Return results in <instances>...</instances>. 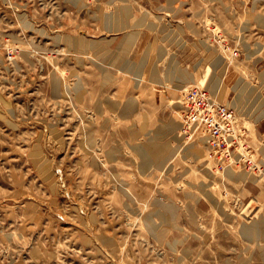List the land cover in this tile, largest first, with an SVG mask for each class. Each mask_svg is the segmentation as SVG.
<instances>
[{
  "label": "rangeland",
  "instance_id": "obj_1",
  "mask_svg": "<svg viewBox=\"0 0 264 264\" xmlns=\"http://www.w3.org/2000/svg\"><path fill=\"white\" fill-rule=\"evenodd\" d=\"M197 87L237 160L184 133ZM263 234L264 0H0V264H264Z\"/></svg>",
  "mask_w": 264,
  "mask_h": 264
},
{
  "label": "built area",
  "instance_id": "obj_2",
  "mask_svg": "<svg viewBox=\"0 0 264 264\" xmlns=\"http://www.w3.org/2000/svg\"><path fill=\"white\" fill-rule=\"evenodd\" d=\"M182 124L184 133L205 141L220 161L237 160L233 155L239 144L236 115L218 103L208 89L197 87L188 92Z\"/></svg>",
  "mask_w": 264,
  "mask_h": 264
},
{
  "label": "bare ground",
  "instance_id": "obj_3",
  "mask_svg": "<svg viewBox=\"0 0 264 264\" xmlns=\"http://www.w3.org/2000/svg\"><path fill=\"white\" fill-rule=\"evenodd\" d=\"M181 83V82H180ZM184 84V83H183ZM179 88L180 89H183L184 87L183 86H179ZM187 91V90H186ZM183 92V91H182ZM125 116V115H124ZM148 152V151H147ZM151 157H152V155H151ZM171 161V160H170ZM168 212V211H167ZM168 214V213H167ZM255 230V229H254ZM254 230L252 229V228H249V229H246V232L247 233H253L254 232ZM264 235V234H263Z\"/></svg>",
  "mask_w": 264,
  "mask_h": 264
},
{
  "label": "crops",
  "instance_id": "obj_4",
  "mask_svg": "<svg viewBox=\"0 0 264 264\" xmlns=\"http://www.w3.org/2000/svg\"><path fill=\"white\" fill-rule=\"evenodd\" d=\"M181 86V85H180ZM183 110H184V108H183Z\"/></svg>",
  "mask_w": 264,
  "mask_h": 264
}]
</instances>
